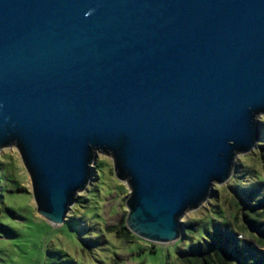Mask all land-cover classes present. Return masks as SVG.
I'll return each mask as SVG.
<instances>
[{"label":"water","instance_id":"obj_1","mask_svg":"<svg viewBox=\"0 0 264 264\" xmlns=\"http://www.w3.org/2000/svg\"><path fill=\"white\" fill-rule=\"evenodd\" d=\"M264 0H0V150L65 222L98 153L155 243L262 138Z\"/></svg>","mask_w":264,"mask_h":264},{"label":"rangeland","instance_id":"obj_2","mask_svg":"<svg viewBox=\"0 0 264 264\" xmlns=\"http://www.w3.org/2000/svg\"><path fill=\"white\" fill-rule=\"evenodd\" d=\"M93 165L90 183L77 195L67 219L54 225L37 211L31 177L18 148L0 150V264H178L179 252L214 223H230L240 238H247L237 226L243 215L234 203L236 190L264 193L262 149L256 147L239 154L232 178L215 184L209 199L185 214L183 225L195 223L199 228L192 240L183 234L171 243H155L136 235L127 242L118 227L128 216L130 188L117 178L111 156L98 153Z\"/></svg>","mask_w":264,"mask_h":264},{"label":"trees","instance_id":"obj_3","mask_svg":"<svg viewBox=\"0 0 264 264\" xmlns=\"http://www.w3.org/2000/svg\"><path fill=\"white\" fill-rule=\"evenodd\" d=\"M257 147L262 149L264 161V143H258ZM236 192L238 199L235 198L234 203L243 215V221L237 226L239 231L247 233V238H240L230 223H214L211 228L200 231L201 237L193 239L188 248L179 252L178 264H264V193L259 195L256 189H237ZM118 228L119 236L127 242L137 238L126 221ZM198 230L195 223L184 224V237L192 240Z\"/></svg>","mask_w":264,"mask_h":264},{"label":"clouds","instance_id":"obj_4","mask_svg":"<svg viewBox=\"0 0 264 264\" xmlns=\"http://www.w3.org/2000/svg\"><path fill=\"white\" fill-rule=\"evenodd\" d=\"M261 119H264V117H261Z\"/></svg>","mask_w":264,"mask_h":264}]
</instances>
